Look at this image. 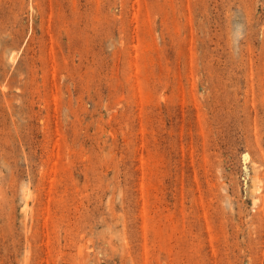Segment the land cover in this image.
<instances>
[{
  "label": "rangeland",
  "instance_id": "rangeland-1",
  "mask_svg": "<svg viewBox=\"0 0 264 264\" xmlns=\"http://www.w3.org/2000/svg\"><path fill=\"white\" fill-rule=\"evenodd\" d=\"M0 264H264V0H0Z\"/></svg>",
  "mask_w": 264,
  "mask_h": 264
}]
</instances>
